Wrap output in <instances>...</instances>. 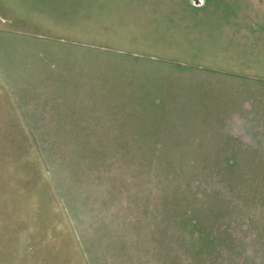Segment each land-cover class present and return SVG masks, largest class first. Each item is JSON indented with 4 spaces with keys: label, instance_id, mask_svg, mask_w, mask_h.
Here are the masks:
<instances>
[{
    "label": "rangeland",
    "instance_id": "1",
    "mask_svg": "<svg viewBox=\"0 0 264 264\" xmlns=\"http://www.w3.org/2000/svg\"><path fill=\"white\" fill-rule=\"evenodd\" d=\"M32 1L0 22V264H264V0ZM52 85L86 123L21 120Z\"/></svg>",
    "mask_w": 264,
    "mask_h": 264
},
{
    "label": "crops",
    "instance_id": "2",
    "mask_svg": "<svg viewBox=\"0 0 264 264\" xmlns=\"http://www.w3.org/2000/svg\"><path fill=\"white\" fill-rule=\"evenodd\" d=\"M16 1L17 0H0V22H8L9 24H14L20 27H30L33 26V24L39 26L40 22L37 21L36 16L34 15L39 5H34L32 0H18L17 2ZM78 1L81 2V0ZM28 2L30 4H28ZM36 2H38V0H36ZM46 2L49 3L48 0H46ZM42 24L43 23H41V25ZM55 88H57V86L53 85L52 87H37L36 98L38 100L36 99L35 102H28L23 105H16L14 101L13 104L19 111L18 115H20L21 120L27 123L34 122L35 117H37L39 118V122L44 123H86V121L84 120L86 114L84 108L86 107V105H83V109L81 110L78 109L81 108L80 104L72 105L68 103L64 109L60 110L64 104L60 105L56 104L53 101H47V99H53L54 93L52 95L50 91L52 92L53 90H55ZM27 116H31L32 118L28 119Z\"/></svg>",
    "mask_w": 264,
    "mask_h": 264
}]
</instances>
